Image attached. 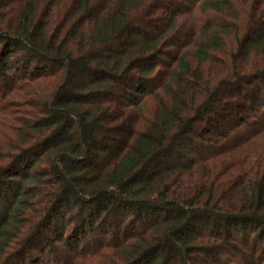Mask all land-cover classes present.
I'll return each mask as SVG.
<instances>
[{
    "label": "trees",
    "instance_id": "obj_1",
    "mask_svg": "<svg viewBox=\"0 0 264 264\" xmlns=\"http://www.w3.org/2000/svg\"><path fill=\"white\" fill-rule=\"evenodd\" d=\"M0 264H264V0H0Z\"/></svg>",
    "mask_w": 264,
    "mask_h": 264
},
{
    "label": "rangeland",
    "instance_id": "obj_2",
    "mask_svg": "<svg viewBox=\"0 0 264 264\" xmlns=\"http://www.w3.org/2000/svg\"><path fill=\"white\" fill-rule=\"evenodd\" d=\"M218 62H226L225 58L223 57V55H221L220 57H218Z\"/></svg>",
    "mask_w": 264,
    "mask_h": 264
}]
</instances>
